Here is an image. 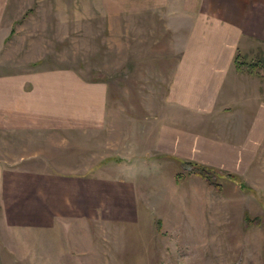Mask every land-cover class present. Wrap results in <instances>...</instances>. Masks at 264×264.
I'll list each match as a JSON object with an SVG mask.
<instances>
[{"label": "rangeland", "instance_id": "obj_1", "mask_svg": "<svg viewBox=\"0 0 264 264\" xmlns=\"http://www.w3.org/2000/svg\"><path fill=\"white\" fill-rule=\"evenodd\" d=\"M56 4L48 18L27 15L9 40L0 38V162L12 155L9 139L19 149L14 160L34 155L42 164L47 156L48 174L95 166L93 181L78 185L93 214L68 248L44 247V230L33 225L0 230V264H264V135L254 132V118L231 109L245 105L243 86L223 78L230 90L215 95L189 84L180 57L163 55L184 46L183 34L156 32L150 10ZM205 47L185 58L251 63L264 80L263 57ZM5 170L0 212L42 216L60 200L56 192L70 191L55 177L2 178Z\"/></svg>", "mask_w": 264, "mask_h": 264}, {"label": "crops", "instance_id": "obj_2", "mask_svg": "<svg viewBox=\"0 0 264 264\" xmlns=\"http://www.w3.org/2000/svg\"><path fill=\"white\" fill-rule=\"evenodd\" d=\"M88 1L67 0L68 3H88ZM56 3H59V0H0V38L9 40L10 35L14 32V25L21 22L25 23L27 15H29V18L33 14L40 18H48L55 13L58 6ZM102 3L110 8H114L118 4L114 9L120 13H126L127 8H133L136 13L138 11L146 13L147 10H150L152 13L150 18L151 28H155L156 32L163 34L165 31L172 34L181 32L183 35L179 36L178 40H182L184 46L181 48L178 46V50L166 52L167 54L163 55L179 56L180 58L176 64L177 70H185L183 73H185L187 81L190 79L189 84L194 85L198 82L199 87L203 89L204 87L212 88L215 95L217 92L223 93L230 90L229 83L225 85L220 82L223 78L226 79V82L231 80L239 84V87L243 86L241 88L243 92L240 93L245 94L244 97L246 96L245 105L235 103L231 106V109L232 111L237 110L236 112L239 114L242 112L249 121H253L254 118V132L264 135V84L260 83L264 80H257L253 76L256 70H259L256 66L244 62L235 64L234 61L231 66L230 63H227L228 66L226 67L223 62L219 64L216 62L214 64L206 63L207 66H205L199 59L197 62L193 61L190 64V59L185 58L205 54L207 44L212 45L214 49L212 54L218 56L224 54L234 56L236 50H240L243 55L251 56V58H264V0H102ZM22 15L24 16L20 19ZM148 18L145 14L137 21H141L142 24ZM123 21L126 20L122 18L121 22ZM192 38L196 40L193 47L190 43ZM225 43L229 46L228 48H232L231 54L225 50ZM204 69L211 70L209 75L205 77L203 76L205 75L203 73L206 72ZM224 71L231 72V75L226 74L224 77ZM248 72H253V74ZM4 83L5 80L0 79V87H4ZM206 83L209 84L206 85ZM244 88H248L249 91ZM254 109L258 110L257 114L253 112ZM11 112L23 114L21 110H7L6 114H11ZM15 116L17 115H13V117ZM19 136L20 134H17L15 138ZM11 142L12 140L6 139L7 151L15 156L14 153L19 152L18 145L16 146L15 143ZM41 150L45 152L44 149ZM12 155H8V159L4 161V164L0 162V169H6L1 174L2 178L6 172L10 174V178H15L12 174L22 172L24 177L31 175L46 178L55 177L57 182L70 183L71 187L70 191L56 192L61 196L60 200L58 198L54 208H45L42 216L29 213L19 214L20 212L16 213L8 210L5 213L6 209H2L0 212V230H6L5 233L10 232V227L14 225H33L42 228L44 231L40 235L41 245L55 247L56 249H58L57 245L59 246L58 242L60 241L62 244L66 242L70 244L73 239L76 240L80 230L79 223L81 221L89 223L93 214V208L90 207L89 203L79 201V180L87 181L86 184L93 181L90 169L95 166L90 167L85 172L71 171L70 173L73 174L64 173L53 168L51 173L48 174L43 171L48 160L47 156H42L44 163L41 161L42 164H40L39 158L34 155L20 156L18 160H14L15 158H12ZM250 164H253V162H250ZM80 205L86 207L82 209L86 212H79ZM58 211L61 212L60 215ZM63 224L69 225V227H65ZM3 240L5 241V238L1 236L0 241L5 244ZM62 247L68 248V245L65 244Z\"/></svg>", "mask_w": 264, "mask_h": 264}, {"label": "trees", "instance_id": "obj_3", "mask_svg": "<svg viewBox=\"0 0 264 264\" xmlns=\"http://www.w3.org/2000/svg\"><path fill=\"white\" fill-rule=\"evenodd\" d=\"M201 169H203L204 171H206V172H212V173H214L213 172V169L211 168V167H204V166H202V168ZM231 180L233 181V182H236V180H234L233 178H231Z\"/></svg>", "mask_w": 264, "mask_h": 264}]
</instances>
